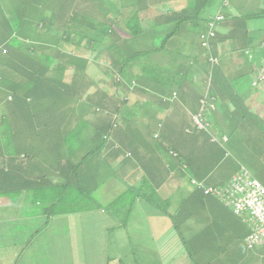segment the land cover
I'll return each mask as SVG.
<instances>
[{
	"label": "trees",
	"instance_id": "trees-1",
	"mask_svg": "<svg viewBox=\"0 0 264 264\" xmlns=\"http://www.w3.org/2000/svg\"><path fill=\"white\" fill-rule=\"evenodd\" d=\"M136 1L139 2V6L125 24L127 35L122 36L118 30L116 32L114 24H108L104 28V39L100 42L102 49L92 57L100 59L99 54L108 50L109 52L105 54L106 56L110 54L116 67L113 88L112 91H108L110 95L113 94V89L115 92L110 104L112 106L114 103V111L111 112L104 106H92L89 102L83 101L85 95L95 88L94 83L93 88L89 87L91 90L87 87L82 89L81 84L84 75L89 74L96 59L93 61L90 56L82 55V52L78 51V47L82 49L86 41H93L89 31L83 30L82 22L87 21L88 17H92L91 13L97 11L107 16L108 10H111L107 6L109 0H6L5 4L4 0H0V145L10 146L11 143L16 155L23 154L27 157V168L21 172L18 170L13 172V187L15 191L35 189L44 180L46 184H50L48 185L50 188H58L60 196L57 200L63 208L65 207L64 212L56 213L53 209L49 210L51 213L42 217V221L36 217L30 219L29 228L25 223V226L19 224L12 228L14 242L8 241L6 227L0 230L5 237L1 240L0 246L8 247L9 242L20 246L14 264H23L21 254L30 248L27 245L34 243L35 237L39 234L47 236V247L45 245L38 249L39 252H31L35 256L31 264H61L60 258L56 261L49 259L52 258L49 248L54 244L52 235H60V239L63 240L67 230L64 231L62 225L67 228L72 222L76 224L79 221H88L90 231L93 233L91 235L88 232L90 236L99 237L101 240H104L105 236H110L112 239L113 245L99 252L105 264L175 262L203 264L202 255H198L199 259L197 255H189L191 261L189 263L183 261L189 260L184 251L188 245L190 246L189 241L196 230L197 221L202 217L195 215L200 214V210H205L204 203H208L211 208L209 213H205L210 226L213 223L210 216L216 215L218 211L216 206L221 204L229 216L234 215L240 222L247 224L244 216L234 210V197L230 194L234 187L230 182L233 174L244 171L252 178H257L245 166L234 162H227L224 167H221V163L218 170L216 165L223 157L214 154L210 144L215 143L221 147L222 142H217L215 135L207 132L206 127L209 124L207 125L205 120H218L215 108L207 107L208 103L215 101L212 89L214 84H218V88L222 89L220 93L223 94V98L228 99L226 100L228 103H224V113L234 112L236 116L237 113L245 114L248 111L243 98L246 96L256 98V93L261 90V87L257 86L258 83L264 85V79H259L257 74L260 73L257 70L260 67L264 71L261 61V57L264 56V44H253V41L259 38L258 42L264 43V34L253 31L245 34L243 38L242 34L234 32L229 37L226 33L216 30L217 23L223 19L222 22L236 20L237 23L245 17L248 19L264 17V10L242 18H231L218 11L221 8L225 9L231 0H189L187 6L168 10L169 12L163 14L164 16L160 17L151 29L148 28L149 24L144 26L139 20V11L147 7L145 0ZM161 1L160 5H163L170 0ZM211 13L213 15H210ZM217 15L223 18L215 20L211 27L209 23ZM209 32L213 34L210 36ZM110 33L117 35L118 39L110 41L107 38ZM50 34L53 36H49ZM202 37L207 39L206 44L201 45ZM188 39H192V43L197 42V50L194 54L190 51L188 58H185L183 52L186 51ZM244 39L246 43L242 42ZM224 40L227 42L230 40L232 45H236L235 52L231 51L229 55H224L226 51L220 48ZM120 41L129 43L131 47L128 52L124 48H119ZM27 43L31 48L26 45ZM66 47L75 48V51L66 50ZM51 52L53 53L50 54ZM106 56L102 60H107ZM229 59L230 63L227 64ZM138 60L141 63L137 64ZM45 61L48 64H44ZM255 61L258 62V68H253L252 64ZM243 64H246L247 71L256 77L257 85L250 81L243 84L239 80L243 73L233 75L232 70H229V66L233 69L234 66ZM70 69L74 71V77L68 82L64 75ZM198 73H201L206 81L209 80L206 94L202 93L201 99L191 97L190 100V107L194 108L195 113L201 110L200 117L205 123L200 128L193 122L194 120L192 121L194 130L206 135L203 144H197L198 136L194 134L190 136L200 148L201 160L190 149L187 150V144L191 139H183L178 146L163 133L168 120L153 118V114L147 113L139 105V96H143V92L145 94L156 92L171 100L169 96L172 93L180 94L183 83L187 82L184 78L193 75L195 80ZM134 84H137L135 90ZM242 84L253 86L252 88L257 91L255 95L247 88L244 89L245 94L242 93L244 96L238 94L236 88ZM116 90L123 93L122 102L116 98L118 94ZM135 91L140 94H136ZM131 102L137 104L134 111L129 106ZM240 106L245 108L243 112L237 111ZM142 111L144 113L139 116L138 113ZM142 116L149 118V123L141 122ZM253 119L259 125L260 120L254 116ZM151 124H156L157 128L149 134ZM191 130L193 129L189 131L193 132ZM132 139L141 141L140 146L133 147ZM22 140H44L46 143L44 156L48 160L52 158L51 161L56 160L58 164L60 163L55 167L56 173L52 170L33 172L41 152L34 148L35 145L22 147ZM70 140L76 141L70 143ZM80 140H90L93 147L80 158L71 159L68 147H73ZM103 151L106 154L103 155ZM71 152L75 153V149ZM151 153L152 155H149ZM91 154L96 156L97 164L104 163L112 175H107L103 179L93 175L99 171ZM155 156L163 158V167L161 158L156 159ZM118 157H122V162H129L137 168L130 165L120 166L113 172L110 164ZM173 164H176L175 167ZM172 170L174 173L170 172ZM97 179L101 181H96ZM94 183L98 186L90 187V184ZM115 183H118V186ZM209 186L218 189L219 195L205 193V188ZM122 187L125 189L121 190ZM85 199L90 200V206L93 204L94 207L90 209H93L92 211L83 212L84 210L77 209ZM88 213L92 218H87ZM233 220L231 221L233 227L238 228L237 221ZM138 222L141 223L139 227ZM192 222L194 225H191ZM166 224L173 226L171 231L177 235L179 248L183 249L176 252L167 250L165 237L167 229L164 228L163 232H160L162 225ZM55 225L57 227L53 228ZM247 227L250 233V225ZM71 234L75 235L73 231ZM144 235H147V239L154 241L156 239L157 242V245L153 244L152 248L146 249L147 253L141 250ZM220 237L219 241L214 236L200 248L203 247L205 253H215L216 250L226 253L232 248L233 236ZM138 242H141L140 248ZM176 257H182L184 260L180 258L178 260ZM215 259L217 260V256ZM25 261L29 264L27 259ZM212 263L213 261L207 264Z\"/></svg>",
	"mask_w": 264,
	"mask_h": 264
},
{
	"label": "rangeland",
	"instance_id": "rangeland-1",
	"mask_svg": "<svg viewBox=\"0 0 264 264\" xmlns=\"http://www.w3.org/2000/svg\"><path fill=\"white\" fill-rule=\"evenodd\" d=\"M3 3L5 4L6 0H4ZM160 3L162 4L161 0H145V4L147 5V7L144 8L145 11L144 10L139 11V20L144 23V26H147L149 24L148 28L152 29L154 24L157 23L158 20H160V17L162 18L164 16L163 14H166L169 12L168 10L179 9L183 5L187 6V4L190 3V1L189 0H170L163 5H160ZM107 6L109 8H111V10H108L107 16L105 14H103L102 12L97 11V12L91 13L92 17L91 18L88 17V19H86L87 21L82 22L83 30L89 31L88 33L92 37L93 41H86V43L82 46V49L78 47V51H79V53L82 52L81 53L82 55L87 54V56L88 57L90 56L91 57L90 59L93 61L96 58H92V57H94L95 54H98V52L102 49L100 42H101V40L104 39V36H105L104 28L108 24H114L113 27L116 30V32L118 30L119 33L122 34V36L127 35L128 31L125 28V24H126L128 18L131 17L133 11H135L138 8L139 2H137L136 0H133V1L121 0L119 2L117 0H109V2L107 3ZM6 11H7V9H6ZM119 20H120V22H119ZM55 35H57V34H55ZM49 36H53V34H50ZM107 38H109L110 41H112V40L114 41V40L118 39V36L110 33V35ZM259 40H260V38L255 39L253 44L259 43L258 45H263L264 43L258 42ZM36 43H38V42H36ZM60 43H63V41H61ZM231 43H232V41L230 42V40L228 42H227V40H224L222 42V45H220V48L224 49L226 51V53H224V55H229L230 54L229 52H231V51L235 52L236 45H232ZM186 44H187L186 45L187 48L185 47L186 49L185 48H180V49L186 50L183 52V54L186 55L185 58H188L190 51L193 54H194V52H196L197 42L192 43V39H188ZM26 45L30 46L29 43H27ZM118 45H119L120 49L124 48V50L127 52L129 51V48L131 47L129 45V43L127 44L126 41H123V42L120 41V42H118ZM133 45H134V42H133ZM29 48H31V46ZM66 50L75 51V48H69L68 49L66 47ZM111 50H113V49L111 48ZM187 50H188V53H187ZM106 51H103V53L99 54L98 57L100 59H96V61H94V65H91V70L93 72L91 73V70H90L89 74L84 75L85 77H84L83 83L81 85H83L82 89L83 88L85 89L86 87L87 88H89V87L93 88L92 84L93 83L95 84V88H93L94 90L92 92L86 94L85 98H83V101L89 102L92 105L104 106L107 109H109V111L113 112L114 111L113 110L114 109V103L112 104V106L110 104L112 102L111 99H112L115 92L113 89V94L110 95L108 93V91H112V88H113L112 81H113L114 74L117 70H116V67L112 63V60L110 58V54L107 56L105 54V53H108L109 51L108 50H106ZM234 52H232V53L235 54ZM52 53L53 52H51L50 54H52ZM204 54H205V52H204ZM105 56L107 57V60L106 59L102 60V58H105ZM262 59L264 60V56L262 57ZM195 62L196 61H193V63H195ZM136 63L137 64L141 63V61L138 60V61H136ZM44 64H48V63L45 61ZM252 65H253V68H258V67H256L255 63H253ZM194 66H198V65H194ZM153 67H155V65H153ZM229 68H230L229 70H232L233 75H237V74L241 75L240 73H243V77H241L239 79L240 82L242 81L243 84H244V82H248L249 77H253V74H251L250 71H247L246 64L240 65L238 67L234 66L233 69H232V66H229ZM257 70L260 72V73H257V74H259V79H264V71H262L260 68H258ZM138 71L140 72L139 69H138ZM73 72L74 71L72 69H70L69 72L64 75L68 82H70V80L73 79V77H74ZM91 76H92V78H91ZM200 77L202 78V74L198 73L197 78H200ZM184 80H186L189 84L193 85L194 87L199 88V85L193 79V75L186 76V78H184ZM187 82H184L187 90L188 91L193 90V88H190L188 86ZM257 82L258 81L255 77V79L252 81V84L255 83L257 85ZM210 83H211V81H210ZM208 84H209V80H207L205 82V85H204L205 89H207ZM243 84L240 87L236 88L238 94L239 93L241 95H242V93L245 94V90L247 88V89H251L255 95V93L257 91L255 90V88L254 89L252 88L253 86H251V85L245 86ZM136 85L137 84H134L133 90H135ZM257 86H260L262 90L257 92L256 98H251V97L248 98L247 96L243 98L244 105L246 107H248L247 108L248 111H246L247 113H245V114L237 113L238 114L237 116H236V114H233L234 112H229V113L221 112V113H217V114L215 113V116H218V120L213 121L212 119L211 120L206 119L205 123L209 124L208 127H206L207 132L213 133V135H215V137L217 139V142H222L221 147L215 143L210 144V145H212V146H210V148L212 149V152L214 154H219L223 157L222 158L223 160L220 162V159H219L218 164L216 165L219 168L218 170H220L221 163H222L221 167H224L225 164H227V162H234L237 165L245 166L254 177H256L258 180H260L262 183H264V85L258 83ZM127 88L128 87H126L125 89L127 90ZM89 90H91V88H89ZM116 91L119 94V95L117 94L116 98H119V100L122 102V98H123L122 94L123 93L121 91H118V90H116ZM135 93L140 94L137 91H135ZM244 94L242 96H244ZM142 95L143 96H141V95L139 96V99H140L139 105H141L144 108L143 109L144 111H147V113H149V114H153L154 115L153 118H157V116H158V118H160L162 120H165V116H169L170 113H166V112L173 109V107H170L167 105L168 109L166 110L165 104H171L172 102H174V100H170V99H167L165 97H162L156 92H150L148 94H147V92H146V94L143 92ZM175 96H177L176 93H172L169 97L173 99V98H175ZM223 100H228V99L223 98ZM154 102L156 103V105ZM118 104H119V102H118ZM136 105L137 104L131 102V104L129 106H131V108H133V111H134L135 108L137 107ZM139 105H138V108L141 109L139 107ZM109 106H111V107H109ZM185 108L189 111L191 121H193L195 114H199V113L190 112L192 110H190L187 105H185ZM126 110L127 109L125 108V111ZM177 110H180V109L178 108ZM244 110H245V108L240 106L239 110H237V111L243 112ZM125 111H124V113H126ZM144 111L138 113V115L141 116V114H143ZM200 112H201V110H200ZM253 112L257 113L258 115L256 116V114ZM111 116H115V115L111 114ZM253 116L256 117L257 120H260L259 125H258V122H256L253 119ZM198 117H199V115H198ZM140 121L143 123H149V119L145 116H142V120H140ZM119 122H121L120 116H119ZM185 122L186 121L183 118V121H182L183 126L180 129V126H181L180 121L171 122L168 120L166 122L167 125L163 130V133H165V135L169 139L174 140L178 146H180L179 143L183 139L190 140L191 139L190 136L192 134L197 136V133H198V131L194 130V127L191 126L192 125L191 122L189 124H184ZM193 122L195 123V120ZM150 126L151 127L149 129V134H151L157 128L156 124H151ZM190 129H193V130H191L193 132H190L189 131ZM225 136L227 139L223 140ZM145 138L148 139V137H145ZM149 138H150V136H149ZM193 140L194 139H191V141L187 144V150L190 149L194 153V155L198 156V158H200L199 160H201L200 148L196 146V142H197V144H199L198 139L196 142H194ZM151 141H153V140H151ZM140 142L141 141H139V140H133L132 139V146L133 147L140 146L139 145ZM35 143H36V145L34 148L41 152V155L38 156L37 159H39V157L41 159H43V160L40 159L37 161H40L42 163L43 167L47 168L48 171L52 170L54 173H56L55 167H58L60 163L58 164V162L56 160L51 161L52 158L48 160L44 156V154H45L44 151L46 149L45 148L46 143L44 142V140L35 141ZM81 146H82V148H81ZM91 147H93V145L90 142V140H80L73 147H71V148L68 147V151H69L71 159L75 160L76 158H80V156H82ZM74 149H75V153L71 152ZM75 154H76V156H75ZM104 154H106V153H104V151H103V155ZM92 155L93 154H91V158L94 161V165H96L95 166L96 169L100 172V173L95 172V174H93V175H95L101 179L105 178L107 175H112L111 173H109L110 170H108V168H106V165L104 163L103 164H100V163L97 164L96 156L95 155L92 156ZM15 157H14L15 158L14 161H15V163L17 162V170L19 172H21V170L23 171L25 168H27V166H26L27 165L26 155H20V156H15ZM204 157H206V156H204ZM14 158H8V156H6V162L12 163ZM120 158H122V157H118L117 159L115 158L112 160V162L110 164V168H112L113 172H116L119 169V167H120L119 163L121 162ZM131 167H133V166H131ZM91 171H93V170H91ZM114 179H116V178H114ZM96 181H101V180L97 179ZM115 185L118 186V183H115ZM96 186H98L96 183L90 184V187L94 188ZM22 193H23L22 201H24V199L27 195V191H22ZM200 205H202V203ZM200 211H201L200 214L203 216L207 212V210H200ZM86 212H88V211L86 210ZM0 215L5 216V214L3 215V212H1V211H0ZM212 217H217V216L214 215ZM9 218H10V216H9ZM87 218H92V215H90L88 213ZM233 218L235 220H238L234 216H233ZM36 219H37V217H36ZM231 221H232V219H230V218L228 220H223V223H225V224H223V226L226 228L227 224H228L231 227V224L234 222V220H233V222H231ZM151 222L153 223L154 221L152 220ZM2 224L3 223L1 221V225ZM19 224H21V223H19ZM140 224L141 223L138 222L137 226L139 227ZM192 224L194 225L193 222L191 223V225ZM2 227H4V226H0V228H2ZM54 227H57V226L55 225V226H53V228ZM62 227L64 228V231L67 230V232L65 233L63 240L60 239L61 238L60 235H52V237L54 238L53 239L54 244L52 245V247L49 248V249H51V257H52L49 259H55V261H56L57 259L60 258L59 261L61 264H64V263L65 264H105L104 258H102V256L100 255L99 252H100V250L103 251V249L104 250H106L107 248L109 249L113 245V241L110 238V236H105L104 240L99 239V237L96 238L95 236H90V235L88 236V232L91 235L93 234L92 231H90V224L88 223V221H85V222L79 221L76 224H74L72 222V224L69 227L66 228L64 225H62ZM162 227L163 228H161L160 232H163L164 228L167 229V234L165 235V237L167 238L166 239L167 250L172 251V252L173 251L176 252L179 249H183V248H179L180 246H179V243H177L178 242L177 235L173 234L171 231V228L173 226L171 224H166V225H162ZM71 231H73L75 233V235H72ZM82 231H84V232H82ZM68 232H70V233H68ZM245 233H246V226L242 222H240L239 228L237 230V226H236V232H235V234L238 235V238L234 239V241H232V243H231L232 248L229 251H226V253H223L221 250H216L215 253H205V251L203 250L204 248L203 247L200 248V247L207 244L205 242H208L210 240V237L209 236L208 237L203 236L204 239L202 240L200 237H197L193 234L191 241H189L190 246L188 245V247H186V250L184 251L185 255L188 257L189 260H187V259L184 260V258H182V257H176V258L177 259L180 258V259L184 260L183 262L189 263V261H191L189 255H193V256L197 255L198 259H199L198 255H202L201 260H202L203 264H207L208 262H212V261H213L212 264H237L238 259L240 257H242V255L245 252V249L243 247L244 246L243 241H242V237ZM0 234H3V236L0 235V240H4L5 237H4L3 231H1ZM195 234H196V230H195ZM186 235L188 236L189 233H187ZM72 236H74V238ZM138 236H140V234ZM146 236L147 235H144V239H142L143 242H142V248H141V250H144L145 253H147L146 249L152 248L153 244L157 245L156 239H155V241L150 240V238L147 239ZM87 239H89V241ZM47 241H48V238L44 234L43 235L39 234L38 236H36L34 241H33L34 243L28 244L27 246L30 248L29 249L27 248L24 251V253L21 255L23 257L22 261H25L27 259L28 263L31 264V261H33L35 258V256H33L32 253L39 252V250L41 249L42 246L44 247L46 245L45 247H47V244H46V243H48ZM162 242H164V241H162ZM138 246H139V248L141 247V242H138ZM1 247H3V246H1ZM260 250L264 251V246L261 247ZM1 251H3V252L1 253ZM1 251H0V253H1L2 257L0 258V264H2L3 262H4V264H10V260H13L14 256H17V255H15V253L12 252V250L1 249ZM101 254H103V253H101ZM216 256H217V260L215 259ZM42 257L45 258V255H43ZM159 258L161 259L162 257H159ZM154 259H156V257H154ZM260 263H262V261ZM171 264H174V263H171Z\"/></svg>",
	"mask_w": 264,
	"mask_h": 264
},
{
	"label": "crops",
	"instance_id": "crops-1",
	"mask_svg": "<svg viewBox=\"0 0 264 264\" xmlns=\"http://www.w3.org/2000/svg\"><path fill=\"white\" fill-rule=\"evenodd\" d=\"M225 2H227V1H225ZM216 10H215V12H216ZM261 10H264V0H231V2H228L226 4L225 9H223V8L218 9V11L225 13L226 16L231 17V18H242L243 16H250L253 13L259 12ZM212 13L210 15H213ZM222 21L217 23L216 30H218L222 33H226L229 37L234 32H238V33L242 34L243 38H244L245 34H247L249 32H253V31L262 32L264 34V17H258V18L254 17V19H248V17H245L237 23H235L236 20H232L231 22H228V23L222 22ZM204 27H205V24H204ZM242 42L246 43L247 41H246V39H244ZM256 44H259V43H256ZM248 45H250V43H248ZM261 61H262V64L264 66V60L262 59V57H261ZM255 62H257V61H255ZM226 63L229 64L230 59ZM255 65L257 67L258 62H257V64L255 63ZM260 69L262 70L261 67H260ZM254 79H255L254 77H249L248 81L252 82ZM195 81L199 85V88H196L187 82L188 86L190 88H193V90L188 91L187 88L185 87L186 85L183 83V86L180 89V94L179 95L177 94V97H176L177 99H175V98L171 99V100H174V102H172L171 104H165L166 110L168 109L167 105L170 107H173V109L166 112V113H170V114H169V116H165V120L180 121V125H181L180 128L183 126L182 125L183 118L186 121L184 124H189L190 122L192 123L190 115H189V111L185 108V105H187L189 107V109L192 110L190 112L194 113V108L190 107V100L193 97L194 98L195 97L200 98L202 93L204 95L206 94L207 89L204 88L206 78H201V77L196 78ZM216 81H217V79H216ZM212 89H214L215 101L208 103L207 107L215 108L216 114L224 112L225 111L224 110V106H225L224 103H226L227 101L223 100V94L220 93V90H222V89L218 88V84H215V86H212ZM226 96H228V94H226ZM178 108L180 110H177ZM157 118H158V116H157ZM191 126L194 127L193 124ZM197 136H198V142L200 144H203V141H205L204 140L205 136H203V134L200 132H198ZM35 141H39V140H22L21 145H22V147H25L26 145L27 146L36 145ZM70 141H71L70 143H73L76 140H70ZM7 146H8V148H7ZM7 146L4 145L3 146L4 148H3L0 145V211L3 212V215L5 214V216H6L5 217V216L0 215V226H4L0 229L3 230V228L6 227L7 234H8V236H7L8 241L12 240V242H14L15 236H14V233L11 231V229L15 228V226L19 225V223H21V224L25 223V225H28L30 223L29 220L32 218H35V217L39 218V221H42L43 220L42 217H45L46 215L51 213L49 210L53 209V212L55 211L56 213L64 212L65 207L63 208L62 205L60 204V202H58V200H57L58 197L60 196V192H58V188L57 187L50 188V186H48L50 184H46L44 180L42 182H40L39 187H37L35 189H28V190L22 189V190L15 191V189L13 187V182H14V173L17 172V162L15 163L14 160L16 158L15 156H20V155H16L15 148H11V143H10V146H9V144H7ZM147 150H149V149H147ZM142 152L143 151H141L140 153L142 154ZM21 155H23V154H21ZM149 155H152V153ZM6 156H8V158H14V157L15 158L13 159L12 163H10V162L7 163L6 162ZM140 156L141 155L139 154V157ZM159 157L161 158L160 162L162 163V167H163V158L161 156H155L154 158L159 159ZM206 157H208V156H206ZM206 157H204V158H206ZM40 159L41 158L39 157V159H37V160H40ZM120 159H122V158H120ZM41 160H43V159H41ZM119 165L120 166L130 165L133 167L135 166V165L130 164L129 162H122V161L119 163ZM175 165L176 164H173L174 167H175ZM139 166H140V164H139ZM34 167L35 168L33 169V172L35 171V173H42V172L47 170V168L43 167V165L40 161H38V163H36L34 165ZM135 168H137V167L135 166ZM162 172H165V171H162ZM170 172H173V170ZM90 173H91V171H90ZM173 173L171 174V176L173 175ZM120 189L124 190L125 187H122ZM22 191H27V195H26L24 201H22V198H23ZM72 200H73L72 203H74V199H72ZM85 200L81 201V205L78 206L77 209L80 208V209L84 210L83 212H86V210L92 211L93 209L92 210H90V209L94 207L93 204L90 206V203H91L90 200H88V199L86 201ZM203 205L205 207V210H207V212L209 213L211 211V208H209L210 205H208V203H204ZM216 207H217L216 209L218 210V211H216L217 217L213 218L212 216H210V220L213 221L211 226L209 223V218L206 217L207 214L205 216H203L199 213H197V215H195V216H200V217L203 216V217L198 219V221H197L198 224L195 228L196 234H195V230H194V235L197 237H200L202 240L204 239L203 236H207V237L209 236L210 239H212L215 236L216 237L215 239L220 241L221 235H231V236H233V239H237L238 235L235 234L236 226L233 227V224H231V227L228 224H227L226 228L223 226V224H225V223H223V220H228L229 218L233 220L234 215L229 216V213L226 212V210L224 209V206L222 204L218 205ZM9 216H10V218H9ZM1 221L3 223L2 225H1ZM236 221H237L238 228H239L240 221L239 220H236ZM244 225L246 226V233L243 235L242 241H243V245H244L243 247L245 249V252L242 255V257H240L238 259L237 264H264V251L260 250V248L263 246H261L260 244H257L256 246H254L251 249L246 247L244 240H245L246 236L249 234L250 229H249V227H247L248 225L246 223H244ZM27 228H29V226H27ZM238 228H237V230H238ZM1 242L2 241L0 240V244H1ZM1 246H3V245H1ZM19 248H20V246H15L11 242H9L8 247H4V246L2 247L3 250H5V249L6 250H12V252L15 253V255H17L19 253L18 252ZM2 252L3 251H1V253ZM1 253H0V258L2 257ZM15 259H16V256H14L13 260H10V264H14ZM21 259H23V257H21ZM261 261H262V263H260ZM24 263L26 264V261H23V264ZM174 264H178V263L175 262Z\"/></svg>",
	"mask_w": 264,
	"mask_h": 264
},
{
	"label": "built area",
	"instance_id": "built-area-1",
	"mask_svg": "<svg viewBox=\"0 0 264 264\" xmlns=\"http://www.w3.org/2000/svg\"><path fill=\"white\" fill-rule=\"evenodd\" d=\"M222 18L223 16L220 15L215 16L214 20L209 23L210 26L213 27L214 21ZM209 34L211 36L213 32H209ZM206 40L202 37V44H206ZM198 115L200 117L201 113L196 114L194 120L195 124L201 128L205 123ZM250 177L246 171L233 174L230 183L234 189L230 194L234 197L235 212L244 216L247 224L250 225L251 231L246 236L244 243L251 249L257 244H264V185ZM204 191L218 195L220 193L218 189L210 186L206 187Z\"/></svg>",
	"mask_w": 264,
	"mask_h": 264
},
{
	"label": "clouds",
	"instance_id": "clouds-1",
	"mask_svg": "<svg viewBox=\"0 0 264 264\" xmlns=\"http://www.w3.org/2000/svg\"><path fill=\"white\" fill-rule=\"evenodd\" d=\"M201 44H202V42H201ZM203 100H205V99H203ZM203 100H202V102H204ZM198 113H200V112H198ZM195 115H196V114H195ZM207 125H208V123H207ZM226 139H227V138H226V136H225L223 140H226ZM223 140H222V141H223Z\"/></svg>",
	"mask_w": 264,
	"mask_h": 264
}]
</instances>
